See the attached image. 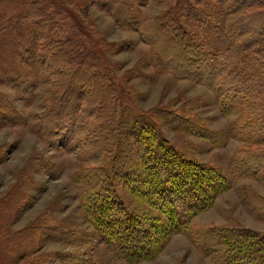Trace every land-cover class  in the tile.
I'll use <instances>...</instances> for the list:
<instances>
[{"label":"trees","instance_id":"1","mask_svg":"<svg viewBox=\"0 0 264 264\" xmlns=\"http://www.w3.org/2000/svg\"><path fill=\"white\" fill-rule=\"evenodd\" d=\"M150 1L87 0L79 7L85 17L95 6L118 26L139 31L152 46L156 68L211 88L223 115L245 108L243 128L250 140L264 144V0H161L163 12L143 18L135 6ZM238 14L227 28L223 20ZM225 39L227 45L216 42ZM45 68L52 93L34 131L52 147L79 150L86 161L101 163L72 177L94 233L71 231L49 217L41 227L44 236L68 245L96 239L113 258L140 264L154 260L171 235L188 231L195 217L231 188L222 169L178 149L157 119L216 147L228 143V130L211 129L166 107L140 108L129 91L119 89L109 61L69 18L64 1L0 0V83L28 104L34 96L31 76L36 83ZM24 124V115L0 92V126ZM230 131L243 136L239 122ZM260 152L251 160L235 157L236 178L264 179ZM45 169L58 176L49 163ZM255 211L264 220V198L256 201ZM193 238L204 256L218 257V264H264L262 230L241 224L200 227ZM5 240L21 257L40 247L33 226L9 233ZM44 255L64 260L62 264H89L74 252Z\"/></svg>","mask_w":264,"mask_h":264},{"label":"rangeland","instance_id":"2","mask_svg":"<svg viewBox=\"0 0 264 264\" xmlns=\"http://www.w3.org/2000/svg\"><path fill=\"white\" fill-rule=\"evenodd\" d=\"M68 8L69 18L79 23L88 35L90 44L109 61L119 89L130 92L134 102L143 110L166 107L185 117L200 119L206 127L228 130L230 139L225 146H213L201 136L175 130L157 119V125L171 142L189 157L217 165L231 179L232 186L216 198L214 205L193 220L190 231L170 236L160 254L151 261L140 264H218V257L204 256L194 242L193 232L200 227L241 224L264 231V220L255 211L256 201L264 198V179L259 176H241L233 173L234 161L246 159L264 151V144L250 140L242 118L246 110L238 108L223 115L214 91L208 86L173 72L159 71L152 59V46L145 42L139 31L122 28L111 15L92 6L91 15L85 17L79 5L87 0H61ZM143 18L158 16L164 10L161 0H151L148 5L136 7ZM238 14L224 19L227 28ZM191 25V22L188 21ZM227 45L228 39L217 41ZM50 71L45 68L39 81L34 82L31 103H25L18 93L4 83V93L26 119L24 125L0 126V264H62L63 261L44 254L74 252L89 264H128L113 258L103 244L91 239L87 244L68 245L44 236L41 227L51 217L54 224L93 234L94 228L85 218L81 197L75 188L73 174L100 161H86L79 150L52 147L35 131L40 114L45 110L52 93ZM239 122L243 136H234L230 128ZM84 132L80 134L83 137ZM239 159H236L237 157ZM236 157V158H235ZM251 160V159H249ZM49 163L58 176L45 169ZM261 198L260 200L258 198ZM35 228L40 247L28 257L12 252L14 247L5 237L12 232Z\"/></svg>","mask_w":264,"mask_h":264}]
</instances>
